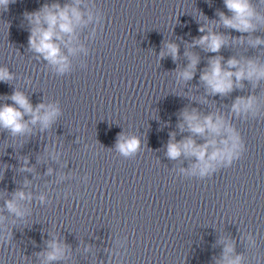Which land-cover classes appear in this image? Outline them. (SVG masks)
<instances>
[{"label":"clouds","instance_id":"obj_1","mask_svg":"<svg viewBox=\"0 0 264 264\" xmlns=\"http://www.w3.org/2000/svg\"><path fill=\"white\" fill-rule=\"evenodd\" d=\"M15 2L16 0H0V9L7 11L9 4ZM80 3L81 0H74L73 4L63 6L58 3L45 4L38 11L24 13L25 18L32 25L28 40L29 47L41 55L59 74L69 71L68 55H73L78 51L77 48L72 47L73 42L77 40V29L86 26L93 20L91 12L88 13L87 19H84V13L79 8ZM224 4L232 13L231 17L226 16L223 12L218 13L224 27L235 29L241 33L256 30L252 21L254 17L258 19L259 17L256 16L251 0H224ZM200 31L203 32L204 28L201 27ZM249 43L256 47L264 44V40L257 37ZM61 44L68 49V55L62 51ZM226 44L225 36L212 31L193 41V45H199L212 53H218ZM165 55H170L173 60H176L179 55L178 46L168 43L166 51L160 53L161 58ZM185 55L188 56L189 63L182 71L177 72V77L188 81L195 75L200 58L189 52H186ZM222 61L223 57L221 56L209 58L207 67L202 70L200 75V80L212 94L227 95L233 91L234 87L242 88L241 81L245 79L254 83L264 80V65L257 64L253 59L241 62L235 57L229 58L226 62L227 67L222 64ZM230 69L236 70L231 71ZM12 79L13 76L7 68H0V81L8 82ZM8 99L13 103L0 106V128L8 130L13 136L30 132L29 122L24 120L25 115L31 117V124L39 123L41 130H44L51 126L60 113L59 108L54 104L40 103L33 107L28 97L20 91H13ZM253 106V97H237L232 105V111L235 113L247 112L253 110ZM181 116L183 120L179 125L181 131L187 130L194 136L204 139L202 144H197L193 136L176 141L175 133L170 134L166 146L167 157L175 160L183 155L195 159L190 170L182 169V171H189L191 175L205 177L213 172L217 165H231L233 160L242 155L245 146L240 135L222 116L209 114L202 117L196 109L191 111L185 109ZM139 148L138 137H125L123 134L118 136L116 149L123 156H132L137 153ZM25 164H27L26 159ZM26 198L30 199V196L26 197L23 191H17L13 194V199L5 202V207L10 213L22 216L23 212L19 209L17 201ZM49 248L51 251L46 254L47 261L60 260L64 257V245L53 240L50 242ZM233 251V245L226 243L223 264H240V256H236L235 259L229 258V254Z\"/></svg>","mask_w":264,"mask_h":264}]
</instances>
